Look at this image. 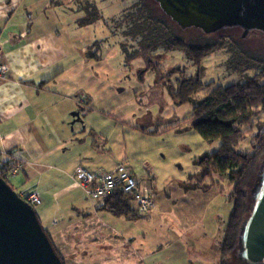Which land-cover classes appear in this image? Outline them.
I'll return each instance as SVG.
<instances>
[{
    "label": "crops",
    "instance_id": "0c3cea01",
    "mask_svg": "<svg viewBox=\"0 0 264 264\" xmlns=\"http://www.w3.org/2000/svg\"><path fill=\"white\" fill-rule=\"evenodd\" d=\"M70 1L0 0V59L10 71L8 78L0 82V150L22 164L12 177L18 186L16 193L39 191L41 202L35 207L36 215L57 251L62 256L67 254L71 264L82 263L84 257L93 264L89 248L107 250L111 241L129 247L120 253V264H207L200 258L190 262L192 253L186 239L177 236L148 255H133L138 251L131 249L135 237L130 229L119 232L108 224V215L124 219L120 220L124 228L130 225L126 222L149 217L161 227L167 215L172 220L179 215L178 223L191 220L192 225H183L187 236L188 226H202L206 221L204 213L196 219L193 209L168 210L162 206L134 220L115 217L100 207L102 202L91 205L73 180L77 167L98 173L112 172L124 164L139 184L152 192L154 186L149 176L143 178L141 173L137 177L133 160L129 165L124 151H120V140L121 144L125 142L124 135H120V94L113 93L108 99L92 93L98 82L91 79L87 69V48L78 49L75 38L77 31L85 28L75 23L82 14L71 19L62 8ZM131 130L134 136L156 134L137 127ZM144 167L150 166L145 162ZM218 193L210 189L207 195L216 199ZM64 195L69 198L66 206L52 203ZM131 208L134 210L133 204ZM57 218L62 220L57 222ZM209 239H193L194 249L209 248L217 261L220 244H214V248Z\"/></svg>",
    "mask_w": 264,
    "mask_h": 264
},
{
    "label": "rangeland",
    "instance_id": "374dc122",
    "mask_svg": "<svg viewBox=\"0 0 264 264\" xmlns=\"http://www.w3.org/2000/svg\"><path fill=\"white\" fill-rule=\"evenodd\" d=\"M137 1L72 0L62 8L68 12V17L71 19L85 12L84 5H89L87 8L90 11L93 7L100 14L98 21L94 20L92 24L85 26L83 31H77L76 44L78 49L81 46L87 48V69L91 73V79L98 82L97 86L94 85L92 93L108 99L113 93L120 94V117H122L120 135L123 134L125 139L123 144H121L123 140H120V151H124L125 161L129 165L133 160L132 166L137 177H140L142 173L143 178L147 176L151 178L154 185L151 193L155 197V209L159 210L162 206L168 210L178 208L180 211H189L193 209L196 219L203 217L204 213L203 218L206 221L202 223V226H188L187 236L184 234L186 228L183 225H192L191 220H188L186 224L179 221L181 225L178 223L179 215L173 220L171 215H167L161 227L150 222L149 217L126 222V226L129 223L130 225L124 228L120 224V220L123 222L124 219L116 220L108 215V224L115 226L119 232L120 229H130L129 231L135 237V245L131 249L138 251L133 255H148L161 245L164 246L166 240L172 241L177 236L186 239L188 250L192 253L190 262L200 258L204 259L207 264H218L220 260L218 255L217 262L209 248L197 246L194 249V242L200 238H210L212 247L214 244H221L223 229L232 210V203L227 197L232 186L225 178L217 175L204 181H199L195 175L200 170L196 160L204 154L214 153L220 143H207L194 130L175 129L191 118L192 106L190 103L178 104L162 86V82L163 77L171 70L180 69L183 71L182 77H198L204 84L213 82L214 85L224 87L233 83H242L255 74L256 70L251 67L253 61L264 58V34L250 31L242 36V29L228 27L217 33L206 35L194 28L180 29L173 26L176 35L187 44L197 47L213 45L217 47H214L212 52L203 59L199 68L192 64V59L183 50L161 52L159 57L145 58L138 53L140 49L137 43L123 36V26H120V34L119 32L111 33L109 29L112 23L110 21L119 15L122 17V12L132 7ZM145 1L150 8L155 10L158 17L167 20L153 0ZM80 8L82 12L78 11ZM120 22H122L121 18ZM146 59L152 61L151 67ZM180 78V74L177 73L170 81L176 84V80ZM260 83L264 84V79H261ZM206 94V88H202L193 99L200 100ZM253 122L264 131V113ZM131 127L147 129L156 134L149 137L134 136ZM243 130H248V128L244 127ZM254 132L253 129L235 150L250 153L251 135ZM145 162L148 163L149 168L144 167ZM262 163L261 160L252 180L247 185L250 210L253 207L252 190ZM9 183L10 187L18 192L14 179L11 178ZM210 189H215L220 195L216 199L208 196ZM186 191L189 194H184ZM68 199L64 195L53 199L52 203L64 207ZM87 200L92 205L88 198ZM168 217L171 220H168ZM56 220L59 222L62 219L57 218ZM165 232L167 236H164ZM215 245L214 248H216ZM128 248L125 243L111 241L109 249L93 246L89 248V252L93 255L92 260L95 261L93 264H120V253ZM60 251L65 253L68 250L61 249ZM60 256L65 260V264H71L67 254L63 256L60 254ZM89 259V257L82 258L83 262L80 264H92ZM224 262L225 264H245L239 260L237 249L235 253L228 255Z\"/></svg>",
    "mask_w": 264,
    "mask_h": 264
},
{
    "label": "trees",
    "instance_id": "16d2710c",
    "mask_svg": "<svg viewBox=\"0 0 264 264\" xmlns=\"http://www.w3.org/2000/svg\"><path fill=\"white\" fill-rule=\"evenodd\" d=\"M88 6H83L85 12L75 22L78 27L88 26L94 20L98 21L100 17L98 10L92 7L90 11ZM78 11L83 10L80 8ZM110 22L111 33L120 34V26H123V36L136 42L140 49V52H137L145 58L159 57L161 52L183 50L192 59V64L199 68L203 59L217 47L187 44L176 35L173 29L176 24L169 18L166 20L158 17L145 0H138L132 7L122 12V17L119 15ZM147 62L151 67L152 61ZM253 62L251 67L256 72L252 77L242 83L224 87L214 85L213 82L204 84L194 76L182 77L183 71L180 69L171 70L163 77L162 82V86L178 104L190 103L192 106L191 118L175 129L194 130L205 142L220 143L214 153L204 154L196 160L200 170L195 175L199 181L217 175L225 178L232 186L230 193L227 194L232 203V210L223 231L218 264H225L224 259L238 249L239 229L251 211L247 185L257 171L260 161L264 160V131L253 122L264 113V84L260 83V80L264 79V58ZM177 73L181 78L173 84L170 80ZM202 88H206L207 94L200 100H194V96ZM244 127L248 130H243ZM253 129L255 132L251 135V152L236 151L235 148ZM131 205L132 198L129 195L114 192L102 201L100 207L112 216L134 220L140 216ZM46 234L62 264H65L51 237L47 232Z\"/></svg>",
    "mask_w": 264,
    "mask_h": 264
},
{
    "label": "water",
    "instance_id": "95a60500",
    "mask_svg": "<svg viewBox=\"0 0 264 264\" xmlns=\"http://www.w3.org/2000/svg\"><path fill=\"white\" fill-rule=\"evenodd\" d=\"M180 29L206 35L228 27L264 34V0H153ZM253 207L242 222L237 256L264 264V160L252 190ZM0 264H62L35 210L0 177Z\"/></svg>",
    "mask_w": 264,
    "mask_h": 264
},
{
    "label": "built area",
    "instance_id": "2783aa9c",
    "mask_svg": "<svg viewBox=\"0 0 264 264\" xmlns=\"http://www.w3.org/2000/svg\"><path fill=\"white\" fill-rule=\"evenodd\" d=\"M9 68L0 59V82L7 79ZM22 168V164L8 157L0 150V177L9 184V180ZM73 180L84 191L86 197L99 204L114 192L129 195L132 198L135 213L139 216L150 214L155 209V199L150 188L139 184L124 164H119L112 172H89L77 167L73 172ZM33 209L40 204L39 191L33 189L17 194Z\"/></svg>",
    "mask_w": 264,
    "mask_h": 264
}]
</instances>
